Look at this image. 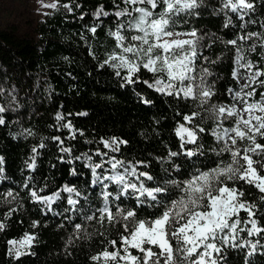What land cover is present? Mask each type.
I'll use <instances>...</instances> for the list:
<instances>
[{
    "label": "snow or ice",
    "instance_id": "obj_1",
    "mask_svg": "<svg viewBox=\"0 0 264 264\" xmlns=\"http://www.w3.org/2000/svg\"><path fill=\"white\" fill-rule=\"evenodd\" d=\"M203 3L204 0H121L119 4L114 2V12L99 5L92 13L101 23L102 17L115 18V27L108 33L115 42L114 50L99 66L112 68L123 81L121 87L143 83L177 101H190L194 109L183 114L182 122L175 128L179 147L175 151L168 149L163 159L169 167L163 168L166 175L160 179L140 170L148 168L149 162L125 161L109 155L119 153L121 145L128 143L125 140L101 138L99 143L108 151L97 148L91 155L83 153L72 157L71 147L64 146L61 137L51 138L61 153L74 160L83 159L85 167L90 169L91 186L97 190L101 204L84 219L116 229L117 238L109 239L105 232H100L104 246L90 257L92 264H222L225 249L244 251V264H250L248 258L258 249H264V218L260 215L264 211V143L259 142L264 141V90H261L264 89V61L250 58L258 49L264 50V32L246 30L249 24H256L249 15L255 12L253 0H220L215 14H223L222 27L235 32L231 39L215 37L212 43L219 40L231 51V78L237 85L241 80L244 84L227 89L231 103H214L216 81L209 80L214 73L206 65L218 64L223 54L210 59L203 49L211 48L212 43L202 44L204 35L195 28L177 30L189 22V16L199 15L196 10ZM41 6L53 10L62 6L68 13L73 11L71 4L60 5L59 0ZM79 19L83 20L84 14ZM235 21H239V25ZM98 27L93 25L88 31L95 35ZM260 27L264 28V23ZM142 70L151 74L150 81H141ZM142 102L152 103L143 98ZM5 111V107L0 106V113ZM176 114L181 115L179 111ZM64 119L61 113L55 116L60 128L68 129L72 133L70 138L74 139L71 121L61 124ZM206 121H211L207 128ZM4 124L5 120L0 117V125ZM25 131L31 134V130ZM201 134L211 136L214 144L206 147L201 142ZM44 147L41 142L39 148ZM37 151V147H33L31 163L27 164L29 170L36 167ZM207 153L219 159L214 167L201 168L198 158ZM93 156L99 157V161L93 162ZM225 156L227 159H223ZM177 157H185L189 164L190 170L183 175H179L183 166L175 162ZM2 173L3 168H0ZM72 174L76 175L75 170ZM30 180L28 177L23 188L28 189L31 201L53 212L52 205L61 199V193L40 195L45 189L30 188ZM248 188L260 194L259 204L246 198ZM63 191L68 193L67 204L72 206L73 212L80 203L73 196L87 199L74 187L65 185ZM18 195L9 190L4 199L10 202L8 198L14 200ZM125 201L134 204L126 206ZM145 208L157 211L141 217L138 210ZM69 210L66 208L65 212ZM14 211L10 209L6 218ZM66 219L71 222L73 218ZM38 223L33 221L32 226L37 227ZM73 228L79 233L83 225L74 223ZM4 229L5 224L0 222V232ZM35 239L34 234L25 233L20 240H8L6 255L17 261L22 256L34 255L30 249ZM72 243L70 236L67 244Z\"/></svg>",
    "mask_w": 264,
    "mask_h": 264
},
{
    "label": "trees",
    "instance_id": "obj_2",
    "mask_svg": "<svg viewBox=\"0 0 264 264\" xmlns=\"http://www.w3.org/2000/svg\"><path fill=\"white\" fill-rule=\"evenodd\" d=\"M114 2L119 4L121 0H59L60 5L71 4L72 13L62 6L57 10L52 9L31 26V34L13 27H0V106L6 109L0 113L5 120V124L0 125V157L3 158L0 164V168H3L0 174V222L5 224L4 231L0 232V264H92L90 257L104 246V237L100 232H105L109 239L117 238L116 229L104 228L96 220L84 219L101 204L97 190L91 186L90 169L85 167L83 159L74 160L68 154L61 153L52 137H61L64 146L71 147L72 157L83 153L91 155L97 148L108 151L99 143L101 138L125 140L128 143L121 145L119 153L109 155H116L125 161L149 162L148 168L140 170L150 172L157 179L164 177L163 168L169 167L163 159L168 149L178 150L175 128L182 122L183 114L194 110L191 102L164 96L143 83L121 87L123 81L112 68L99 66L114 50L115 42L108 33L115 27V18L102 17L101 23L94 19L92 13L99 5L110 13L114 12ZM253 3L255 12L249 15L256 20V24H249L246 30L264 32V28L260 27L264 23V0H253ZM77 4L81 7L77 8ZM218 7L220 0H204L196 10L199 15L189 16V22L180 25L177 30L197 29L205 36L202 41L204 45L212 43L215 37L233 38L235 30L224 29L223 14H215ZM81 14H84L83 20L79 19ZM235 23L239 25L240 22ZM93 25H99L95 35L88 31ZM203 51L210 59L223 54L218 64L206 65L214 73L209 80L216 81V95L212 102L231 103L227 89L241 86L231 78V51L219 40ZM250 58L264 61V50L258 49L250 54ZM140 79L150 81L151 74L142 70ZM12 93L20 96L19 105L15 107L10 102ZM142 98L152 103L145 104ZM177 111L181 115H177ZM57 113L65 118L61 124L71 121L74 139L70 138L72 133L68 129L60 128L57 124ZM210 125L211 121L204 123L206 128ZM25 130H31V134ZM201 136V142L206 147L214 144L211 136ZM41 142L45 144L44 148H39ZM33 147L38 149L36 167L29 170L27 164L31 163ZM99 159L93 156V162ZM198 159V166L211 168L219 158L207 153ZM175 162L183 166L179 175L190 170L185 157H177ZM73 170L76 175L72 174ZM28 177H31L30 188L45 189L40 195L61 193V199L52 205L53 212H47L43 205L31 201L27 195L28 189L23 188ZM65 185L87 196L86 200L73 196L80 200L75 212L67 204L68 193L63 191ZM9 190L19 195L14 200L8 198L10 202H7L4 194ZM259 195L255 189H246L248 200L259 204ZM124 203L126 206L134 204L133 201ZM66 208L70 210L65 212ZM10 209L15 211L6 218ZM138 211L141 217H145L157 210L145 208ZM260 215L264 218V211ZM69 216L73 218L71 222L66 219ZM33 221L39 222L37 227L32 226ZM61 223L65 225L63 228L59 227ZM74 223L83 225L79 233H75ZM25 233L36 237L30 249L34 255L13 260L6 255L9 247L7 241L20 240ZM70 236L72 245L67 244ZM248 259L250 264H264V249H258ZM244 260V251L225 249L222 264H244Z\"/></svg>",
    "mask_w": 264,
    "mask_h": 264
},
{
    "label": "rangeland",
    "instance_id": "obj_3",
    "mask_svg": "<svg viewBox=\"0 0 264 264\" xmlns=\"http://www.w3.org/2000/svg\"><path fill=\"white\" fill-rule=\"evenodd\" d=\"M53 0H0V27H13L31 34V26L43 19L52 9L43 8V3H52ZM244 81H240L242 86ZM19 94L12 93L10 102L15 107L19 105ZM14 98V102H13Z\"/></svg>",
    "mask_w": 264,
    "mask_h": 264
}]
</instances>
